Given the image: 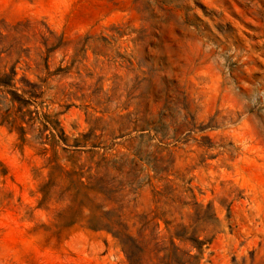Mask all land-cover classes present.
Segmentation results:
<instances>
[{
  "label": "rangeland",
  "instance_id": "obj_1",
  "mask_svg": "<svg viewBox=\"0 0 264 264\" xmlns=\"http://www.w3.org/2000/svg\"><path fill=\"white\" fill-rule=\"evenodd\" d=\"M13 63L67 139L60 166L115 156L100 176L136 189L127 227L151 230L139 217L158 208L210 238L199 264H264V0H0V70ZM38 142L0 126V264H128L58 188L41 201Z\"/></svg>",
  "mask_w": 264,
  "mask_h": 264
},
{
  "label": "trees",
  "instance_id": "obj_2",
  "mask_svg": "<svg viewBox=\"0 0 264 264\" xmlns=\"http://www.w3.org/2000/svg\"><path fill=\"white\" fill-rule=\"evenodd\" d=\"M16 77L14 63L8 71L0 70V126H6L9 131L15 132L21 145L26 142L28 132H36L38 145L42 147L40 152L44 156L48 153V149L44 147L46 143L42 141H49L52 156L47 159L49 168L47 181L39 188L41 201L43 203L48 201L53 189L58 188L59 197L70 200L71 205L68 210L72 217L77 215L80 221L86 224V229L91 232L110 234L118 242L128 264H199L202 256L201 248L210 241V238L208 239L202 232L186 228L170 231V223L164 220V213L157 212L158 208L149 221H146V217H139L143 225L147 223L153 225L151 230L131 229L126 226L124 191L126 188L132 192L136 189L132 188V184L126 186L122 182L116 187L114 180L107 181L104 176H100L102 170L108 169L109 163L115 162V156L108 159L105 154L88 150L86 153L93 157L97 156L98 161L91 162L88 166L74 161L70 163L69 170L58 164L55 151L58 143L61 142L64 145L61 150L72 157V153L67 149V139L62 130L58 129V122L49 121V116L37 110L40 105L37 100L42 95L41 87L21 77L18 82L22 83L26 90L19 91L16 87ZM31 107H34V110H30ZM44 132H48L45 137ZM161 171L155 170V175L165 170ZM153 196L156 199L154 203L159 204L160 198L164 195L161 191H155ZM110 205L117 208L115 210L114 207L108 208ZM193 206L201 207L195 202ZM206 208L208 210L209 205ZM194 218L195 222H203L206 219L205 215L200 216L197 210ZM161 221L165 225L163 231L159 227ZM201 235H204L203 238ZM176 241L185 243L188 248L181 251Z\"/></svg>",
  "mask_w": 264,
  "mask_h": 264
}]
</instances>
